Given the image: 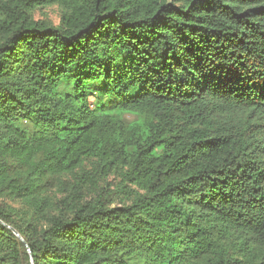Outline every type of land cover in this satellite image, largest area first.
I'll return each instance as SVG.
<instances>
[{
	"label": "trees",
	"instance_id": "1",
	"mask_svg": "<svg viewBox=\"0 0 264 264\" xmlns=\"http://www.w3.org/2000/svg\"><path fill=\"white\" fill-rule=\"evenodd\" d=\"M0 201V264H264V0H0Z\"/></svg>",
	"mask_w": 264,
	"mask_h": 264
},
{
	"label": "rangeland",
	"instance_id": "2",
	"mask_svg": "<svg viewBox=\"0 0 264 264\" xmlns=\"http://www.w3.org/2000/svg\"><path fill=\"white\" fill-rule=\"evenodd\" d=\"M33 17L37 21H43L48 23L49 25L52 26H57L59 24L60 18H61V13L56 7H50L47 9H42V10H36L33 14ZM127 121H133L135 118L131 115H126L125 116ZM110 181H117L115 179V176H112L110 178ZM0 203H8L9 205H12L13 207H17L18 205L15 203H12L10 201H0Z\"/></svg>",
	"mask_w": 264,
	"mask_h": 264
},
{
	"label": "water",
	"instance_id": "3",
	"mask_svg": "<svg viewBox=\"0 0 264 264\" xmlns=\"http://www.w3.org/2000/svg\"><path fill=\"white\" fill-rule=\"evenodd\" d=\"M11 230L14 232V234L26 245V242L24 241V239L20 236V234L15 231L14 229L11 228ZM27 246V245H26ZM28 247V246H27ZM30 253V250H29ZM31 254V253H30Z\"/></svg>",
	"mask_w": 264,
	"mask_h": 264
}]
</instances>
